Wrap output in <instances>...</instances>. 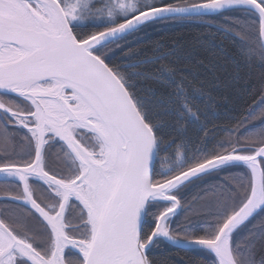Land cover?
<instances>
[{"label":"snow or ice","instance_id":"obj_1","mask_svg":"<svg viewBox=\"0 0 264 264\" xmlns=\"http://www.w3.org/2000/svg\"><path fill=\"white\" fill-rule=\"evenodd\" d=\"M173 249L264 264V0H0V264Z\"/></svg>","mask_w":264,"mask_h":264},{"label":"trees","instance_id":"obj_2","mask_svg":"<svg viewBox=\"0 0 264 264\" xmlns=\"http://www.w3.org/2000/svg\"><path fill=\"white\" fill-rule=\"evenodd\" d=\"M199 25L188 24V25H178L174 29L170 30L168 35L173 33L183 32L185 34L192 33L198 30ZM221 39H224L221 37ZM257 73L259 70H255ZM171 255L178 262V264H200V256L196 251H184L180 249H173Z\"/></svg>","mask_w":264,"mask_h":264}]
</instances>
